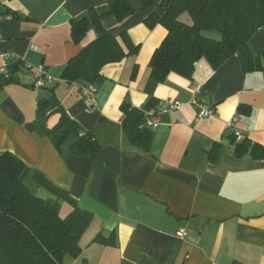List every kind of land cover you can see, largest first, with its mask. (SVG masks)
<instances>
[{"label":"crops","instance_id":"0c3cea01","mask_svg":"<svg viewBox=\"0 0 264 264\" xmlns=\"http://www.w3.org/2000/svg\"><path fill=\"white\" fill-rule=\"evenodd\" d=\"M131 2L133 16L121 24L110 16L102 24L126 31L139 52L103 69L93 99L83 95L89 84H68L62 74L96 37L91 30L81 45L75 44L72 20L91 8L107 10L108 1L6 4L5 10L17 12L18 18L0 19V53L9 55L8 69L17 82L0 89V154L13 153L41 171L93 214L80 240L81 255L66 256L63 264H264V159L237 156L231 138L238 132L264 147V71L245 72L234 55L218 69L201 60L192 78L171 73L165 82H155L150 62L167 30L147 27L148 13L139 0ZM39 66L52 80L36 89ZM196 95L213 115L200 116L192 104ZM52 96L84 131L94 133L101 145L97 159L72 152L76 136L57 150L49 137L27 127L39 101ZM174 101L181 109L160 112L164 103ZM123 102L148 118L156 113L149 151L132 145L125 134ZM58 120L59 115L51 116L49 125ZM217 143L222 149L212 162ZM28 179L33 180L32 173ZM70 211L61 202V215ZM179 230L187 236L177 237ZM99 234H114L115 243L95 242Z\"/></svg>","mask_w":264,"mask_h":264},{"label":"trees","instance_id":"16d2710c","mask_svg":"<svg viewBox=\"0 0 264 264\" xmlns=\"http://www.w3.org/2000/svg\"><path fill=\"white\" fill-rule=\"evenodd\" d=\"M10 1L3 0L0 19L18 18L17 12L5 10ZM107 1V10L91 8L86 15L71 22L75 44L81 45L91 30L96 37L67 63L62 79L68 84L98 85L104 80L106 66L139 52V45L133 43L126 31L119 32L118 27L106 29L102 24L110 16L119 24L133 16L136 9L131 0ZM139 1L141 10L148 13L147 27L161 25L167 30L166 38L150 62L151 78L155 82H165L171 73L192 78L201 60L218 69L234 55L240 57L245 72L264 71V50L255 55L250 49L253 36L264 29V0ZM185 12L194 19L193 28L177 22ZM206 32H217L220 39L209 37ZM16 82L11 71L7 78L0 76V89ZM120 109L124 115L123 130L131 144L149 151L153 133L146 127L148 116L128 102H123ZM53 115H59V120L51 127L49 119ZM27 127L49 137L57 150L76 136L78 139L72 146L75 155L95 159L100 155L101 145L94 133L84 131L55 96L39 101L36 118ZM231 138L237 156L250 153L256 160L264 159L261 145L248 139L238 141L235 135ZM221 149L222 145L217 143L209 156L212 162H217ZM31 173L33 180L51 197L41 198L31 191L26 184ZM61 202L71 206L66 216L61 215ZM92 220L91 212L80 208L68 191L52 183L44 173L32 170L13 153L0 154V264H63L66 256L79 257L80 240ZM95 242L113 245L115 235L99 234Z\"/></svg>","mask_w":264,"mask_h":264},{"label":"built area","instance_id":"2783aa9c","mask_svg":"<svg viewBox=\"0 0 264 264\" xmlns=\"http://www.w3.org/2000/svg\"><path fill=\"white\" fill-rule=\"evenodd\" d=\"M9 58V55L1 54L0 53V60L3 61V64L0 66V76L2 77H9L10 71L8 69V62L7 59ZM27 68H31L32 66L30 64L26 65ZM38 75L39 79L35 83V88L40 89L44 87V82L45 81H51L52 77L47 73L46 69L43 66L38 67ZM97 93V87L96 86H90L89 89L83 91V95L87 96L90 99H93ZM192 104L197 106L199 108V113L201 117H209L214 114L213 110H210L206 108L204 105H202L199 100L198 96L196 95L193 100ZM182 104L179 101H174L172 103H164L160 107V112H170L172 110H179L181 109ZM146 126L148 128H156L157 123H156V113H152L149 115V119L146 123ZM235 136L238 141H242L243 137L240 133L236 132ZM177 237L179 238H185L187 236V232L185 230H179L176 232Z\"/></svg>","mask_w":264,"mask_h":264},{"label":"rangeland","instance_id":"374dc122","mask_svg":"<svg viewBox=\"0 0 264 264\" xmlns=\"http://www.w3.org/2000/svg\"><path fill=\"white\" fill-rule=\"evenodd\" d=\"M205 35L212 37V38H215V39H220V34L217 32H206ZM263 48H264V30L261 32L258 31L253 36V38L251 39V42H250V49L252 52H255V51L257 52V50H258L259 53H257V54H261L264 50ZM26 184L28 185V187L31 189V191L36 196H38V197L43 196L41 198H48L46 196L51 197V194L47 190H45L44 188L38 186V184L36 182H34V180L28 179L26 181ZM37 189H39L41 192H39ZM62 214H64V213L62 212ZM62 216H66V215H62Z\"/></svg>","mask_w":264,"mask_h":264},{"label":"water","instance_id":"95a60500","mask_svg":"<svg viewBox=\"0 0 264 264\" xmlns=\"http://www.w3.org/2000/svg\"><path fill=\"white\" fill-rule=\"evenodd\" d=\"M177 22L189 28H193L195 26L194 19L192 18L189 12H185L181 16H179L177 18Z\"/></svg>","mask_w":264,"mask_h":264}]
</instances>
